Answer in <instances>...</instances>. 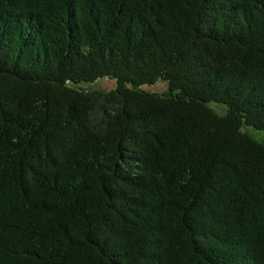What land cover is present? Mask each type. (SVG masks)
Segmentation results:
<instances>
[{
    "label": "trees",
    "instance_id": "16d2710c",
    "mask_svg": "<svg viewBox=\"0 0 264 264\" xmlns=\"http://www.w3.org/2000/svg\"><path fill=\"white\" fill-rule=\"evenodd\" d=\"M246 128L264 0H0V264H264Z\"/></svg>",
    "mask_w": 264,
    "mask_h": 264
},
{
    "label": "rangeland",
    "instance_id": "374dc122",
    "mask_svg": "<svg viewBox=\"0 0 264 264\" xmlns=\"http://www.w3.org/2000/svg\"><path fill=\"white\" fill-rule=\"evenodd\" d=\"M82 87L88 88L92 91H110L112 89L116 88V82L114 80H108V79H100L96 81L93 84L88 85H81ZM167 84L164 82H159L153 86H145L144 90L150 91V92H156V93H162L166 90ZM214 112H217V114H220L222 112H225L226 107L224 105L210 103L208 105ZM223 114V113H222ZM247 133L252 136L257 141H263L264 140V132H258L254 130L253 128H246Z\"/></svg>",
    "mask_w": 264,
    "mask_h": 264
}]
</instances>
